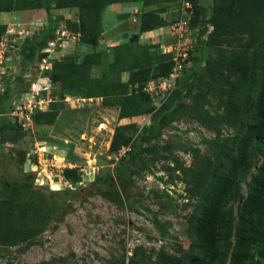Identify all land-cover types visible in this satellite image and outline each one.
Listing matches in <instances>:
<instances>
[{
    "label": "rangeland",
    "instance_id": "obj_1",
    "mask_svg": "<svg viewBox=\"0 0 264 264\" xmlns=\"http://www.w3.org/2000/svg\"><path fill=\"white\" fill-rule=\"evenodd\" d=\"M132 1H137L140 5L142 3V0ZM214 2L215 0H204L203 4L213 5ZM20 6L27 7V2H20ZM20 6L18 5L19 8ZM141 9L148 11L154 10V7L145 9L141 5ZM68 10H52L51 17L55 18L62 13L66 19L76 21L78 9ZM22 11L0 14L3 15L0 17L6 27L5 31L0 30V37L4 38L7 49V60L0 58V92L7 94V100L0 109V122L2 119L16 127L15 132L0 143V225L6 222L7 211L12 207L17 225H37L41 231L34 239L15 246L0 233V264H109L111 261L158 264V252L175 253L180 248L186 250L189 243L187 217L195 203L197 187L186 179L162 172L164 158L154 162L151 166L152 174L146 173L142 178H125L130 200L124 201V206L96 195L92 185L88 183L82 185L63 178L62 171L69 168V163L75 162L74 165L80 169L89 161L91 169L95 170V183L100 180L97 184L104 190L108 184L101 180L110 176L114 189L120 191L124 199L125 194L112 177L124 153L108 152L110 138L117 125L134 123L136 128L130 133L133 136L132 144L137 145L138 135L150 125V120L147 116H137L130 118L129 122L119 121V107L106 106L108 102L101 98H92V102L76 107L64 102L65 95H84L79 92L66 93L61 85L51 84L48 81L50 70L44 69V66L50 67V63L64 58H73L79 62L86 52L60 25L57 28V38L41 52L47 53V56L42 59L36 57L31 65H27L22 51L24 39L39 36L47 28L49 17L46 14L38 18V14ZM176 16L173 4L161 15L166 25ZM108 24L103 22L105 28ZM197 28H194V35H197ZM162 35H166L165 30ZM206 35L201 37L202 41L206 39ZM172 42L171 39L169 44ZM86 48L91 50L89 46ZM139 54L140 49L132 52L134 57ZM107 55L108 53L105 56ZM244 56H248L247 53ZM209 59H215L214 55ZM101 60L104 62L110 59L104 57ZM205 66V63L200 65L194 79L199 77L202 78L201 82L205 81ZM100 68L99 65L93 66L91 76L101 77ZM223 72L229 76L230 81L234 80L233 69ZM27 73L31 75L30 78L26 77ZM113 75V71H108L103 78L109 80ZM228 86L224 81H216L203 99V109L221 120L215 132L207 131L196 122L182 118L164 128L161 136L152 143H168L171 146L183 143L185 148L192 149L189 152L176 149V154L186 167L197 166L204 158H212L213 149L209 142L204 141H220L233 134L230 109L228 105H219L218 102L221 88ZM200 91L205 92L206 88L202 87ZM35 92L39 95L32 99ZM24 93L26 95L22 97ZM40 97H51L52 100L46 124L36 123L39 115L32 116L33 111L28 116H20V109L24 111L27 101L32 103ZM17 106L20 108L17 109ZM102 124L104 127L100 128ZM257 141L264 144V136L254 139L249 145L244 159L246 169L240 172L237 186L221 211L219 229L230 233L223 235L229 250L227 258L220 264H228L235 239L234 229L247 195V183L263 160L256 148ZM193 149L198 152L194 153ZM42 151L45 154L40 157V161L47 158L51 162L43 160L41 164L54 166L51 171L46 169L43 173L37 164V155ZM80 154L87 156H79ZM94 177L88 176L86 180L91 178L93 181ZM163 189L168 196H161ZM25 202L33 204L35 220L22 216L20 207ZM155 218L165 225V232L157 225ZM250 255L247 253L241 264H264V258Z\"/></svg>",
    "mask_w": 264,
    "mask_h": 264
},
{
    "label": "trees",
    "instance_id": "obj_2",
    "mask_svg": "<svg viewBox=\"0 0 264 264\" xmlns=\"http://www.w3.org/2000/svg\"><path fill=\"white\" fill-rule=\"evenodd\" d=\"M20 2H27V7L22 8ZM125 2L135 3L140 8L142 5L145 9L154 7V10L143 11L138 32L130 35L126 42L112 47L105 56L107 52L97 50L102 34V14L110 5ZM176 3L177 0H142L141 5L132 0H0V13L44 9L48 15L47 28L34 37V43L25 40L27 48L23 51V57L27 65H31L36 57L42 59L47 56V53L41 52L57 38L60 25L68 33L78 35L80 45L91 47L79 62L64 58L50 63L48 81L51 84L61 85L66 93L79 92L85 98H101L108 102L104 103L106 106H118L119 121L151 114V124L138 135L137 145L132 144L133 136L130 133L136 128L134 123L117 125L109 142L108 152L111 154L129 147L112 174L125 194L124 199L120 191L114 189L110 176L101 180L108 184L104 190L97 184L100 180L90 184L96 195L124 206V201L130 200L125 178H142L146 173L152 174L151 166L157 159L164 158L162 172L194 183L197 197L187 217V249L183 251L180 248L175 253L160 251L156 255L157 263L220 264L227 258L229 250L223 235L230 233L218 226L222 208L235 190L240 172L246 169L244 159L249 145L254 139L264 136V0H215L213 5L193 0L196 9L191 27L199 28L197 38L200 40L190 57L192 66L181 74L169 97L155 109L151 98L143 92V86L150 80L167 77L172 63L170 55L162 54L158 45L140 44L139 36L165 26L161 15L168 11L171 4L175 7ZM63 9H78V19L73 21L63 15L51 17L52 10ZM208 25L212 31L202 41L201 37L207 33ZM0 30L5 31L6 27L0 26ZM175 39L174 36L172 40ZM135 49H140L137 57L132 55ZM244 53L248 56L245 57ZM211 55L215 59L210 60ZM102 57L110 60L102 62ZM202 63L206 64L204 82L199 77L194 79ZM95 65L101 67V77L91 76ZM229 69L234 70L232 81L223 72ZM108 71H113L114 75L106 80L103 76ZM123 74L127 75L126 81L122 80ZM216 81H224L229 85L228 88H221L218 102L219 105H228L230 109L233 134L220 141L205 140L213 149L212 158H204L197 166L186 167L176 154V149L183 152L192 149L185 148L183 143L171 146L152 141L161 136L164 128L182 118L215 132L221 120L203 109V99ZM202 87L206 88L205 92L200 91ZM6 100L7 94L3 91L0 109ZM48 110L34 111L31 115H39L36 123L46 124L49 120ZM15 128L1 119L0 143L9 138ZM256 148L263 160L247 183V195L234 229L235 239L228 264L243 263L247 253L251 254L250 257L264 258V144L257 141ZM193 152L198 150L193 149ZM62 174L66 181L80 182L77 169H64ZM161 196H168L164 189ZM7 212L6 222L0 225V233L12 246L26 243L40 234L41 229L37 225H17L12 207ZM20 212L24 218L35 220L33 204L25 202ZM155 221L165 232V225L157 222L156 218ZM109 264L124 262L111 261Z\"/></svg>",
    "mask_w": 264,
    "mask_h": 264
},
{
    "label": "built area",
    "instance_id": "obj_3",
    "mask_svg": "<svg viewBox=\"0 0 264 264\" xmlns=\"http://www.w3.org/2000/svg\"><path fill=\"white\" fill-rule=\"evenodd\" d=\"M193 9H194V5L191 2V0H179V6H178V13H179V20L173 24L170 27V31L173 33V35L176 37V42L175 44L171 47V51L173 52V62H174V66L172 69V72L169 76V78L167 79H159L157 82V84H155V82H149L147 87L145 88V90L149 93H154L155 95H161V98L164 97V94L166 91H168L169 89L173 88L175 80L182 74L184 68L187 66V56H188V51L192 48L191 46V40L189 38L190 36V27H189V18L193 13ZM6 45H5V41L4 38L0 37V58H3L4 61H6ZM1 62V61H0ZM44 69L46 70H51V64L50 67L44 66ZM26 77L30 78L31 75L29 73L26 74ZM28 80V79H27ZM33 86V85H32ZM33 89H31L32 92ZM3 91L0 92V95L2 94ZM25 94H23V96H25ZM38 92H35V95L32 94V99H34L35 96H38ZM67 103H71L73 104V106H79L81 104H85L87 102H92L93 99L92 98H81V97H66L64 99ZM51 103V99L50 98H41L36 100V101H32V103L29 101H27L26 106H24V111L22 109H20V116L25 115L28 116L29 113L31 114L32 111H39V112H45L48 110L49 108V104ZM20 107L17 106V109H19ZM104 125H100V127H103ZM45 151H42V153H40V155H37V159H38V166L41 167V169L39 168L40 172L43 173L46 169H48V171H51V169L54 167L53 164H50V166H46L44 164H41V161L45 162L47 161L48 163H50L51 161H49L47 158L43 159L40 161V157L44 156ZM88 161V159H87ZM74 164H68V166L70 168H72ZM76 165H74L75 167ZM37 167V166H36ZM93 169H91L90 165H89V161L87 162L86 166H83V168L79 169L80 172V176H81V184L85 183V182H89L90 180H86V177L88 176H93ZM39 172V173H40Z\"/></svg>",
    "mask_w": 264,
    "mask_h": 264
},
{
    "label": "crops",
    "instance_id": "obj_4",
    "mask_svg": "<svg viewBox=\"0 0 264 264\" xmlns=\"http://www.w3.org/2000/svg\"><path fill=\"white\" fill-rule=\"evenodd\" d=\"M24 11L30 12L32 14L33 13L38 14L36 15L38 18L39 16L40 17L46 16V12L44 9H30V10H23L22 12ZM137 12H141V8L132 2L112 4L109 7H107L102 14V34L99 39L97 50L108 53L112 47L117 46L123 42H126L130 35L136 34L139 28V21H138L139 15L137 14ZM59 15H63V14L61 13ZM134 19H136L135 22L133 21ZM2 20L3 19L0 17V26H5V22H3ZM103 22L109 23L107 28L103 26ZM162 30L157 29L141 34L139 36V43L158 45L160 48L166 46L171 41V37L167 35H162L163 34ZM68 34H69L68 36H71L73 40L78 41V35L70 34V33ZM26 39L28 41H31V44L34 43V38L26 37L22 44V51H24L25 48H27L25 42ZM81 47L85 50V52H88V49L86 48L85 45H81ZM122 80L123 81L127 80L126 74H123ZM124 120H126L124 122L130 121V119H124Z\"/></svg>",
    "mask_w": 264,
    "mask_h": 264
},
{
    "label": "clouds",
    "instance_id": "obj_5",
    "mask_svg": "<svg viewBox=\"0 0 264 264\" xmlns=\"http://www.w3.org/2000/svg\"><path fill=\"white\" fill-rule=\"evenodd\" d=\"M202 1V3H203V1L204 0H201ZM191 2L193 3V0H191ZM207 4V3H206ZM178 6H179V0H177V3H176V6H175V13H176V18L174 19V20H172V21H170L166 26H163V27H161V28H158V29H163L162 31H164L165 30V34L167 35V36H169V37H171V39L174 37V35H173V33L170 31V27L173 25V24H175L178 20H179V13H178V11H177V9H178ZM195 9H196V7H194V9H193V13H192V15L190 16V18H189V27H190V36H189V38H190V40H191V46H192V48L188 51V56H187V59H186V62L188 63L187 64V66L184 68V70H183V72L184 71H186V70H188L191 66H192V61H191V59H190V57H191V55L193 54V52H194V50H195V48H196V45H197V41H198V38H197V36H198V30H199V28H197L196 29V32H197V35L195 34L194 35V28H192L191 27V20H192V16L194 15V12H195ZM142 9H141V12H137V14L139 15V19H138V21L140 20V16L142 15ZM134 22L136 21V19H134L133 20ZM209 26L210 25H208L207 26V33L206 34H208V33H210L211 31H212V27H211V31H209ZM157 30V29H156ZM153 31V30H152ZM150 32V31H149ZM205 34V35H206ZM175 42H176V39L175 40H173V42H172V44H167L166 46H163V47H159L160 49H161V53L162 54H168V55H170V61H171V63H172V67H171V70H170V72H169V74H168V76L167 77H164V78H162V77H160V78H157V79H153V80H150V81H148L144 86H143V92H145L150 98H151V100H152V104H153V106L155 107V109H158L165 101H166V99L169 97V95H170V93L173 91V89L175 88V86H176V84H177V81L181 78V75L175 80V83H174V86H173V88H171V89H169L168 91H166L165 92V94H164V97L163 98H161V95L159 94V95H155L154 93H149V92H147L146 90H145V88L147 87V85H148V83L149 82H155V84H157L158 82V80L159 79H167V78H169V76H170V74H171V72H172V69H173V66H174V62H173V52L171 51V47L175 44ZM182 72V73H183ZM25 94V93H24ZM22 97H23V94H22ZM66 97H71V96H66ZM66 97H64V99L66 98ZM46 98V97H45ZM47 98H50V97H47ZM81 98H84V97H81ZM51 99V98H50ZM63 99V100H64ZM51 102H52V100H51ZM64 102H66L65 100H64ZM69 106H70V104L69 103H67ZM49 109V108H48ZM143 117L144 116H147L148 118H149V120H150V124H151V114L149 113V114H145V115H142ZM176 122V121H175ZM104 125V124H103ZM104 127V126H103ZM100 128H102V127H100ZM111 139V138H110ZM129 150V147H126V148H123L121 151H119V152H122V154L123 153H125L126 151H128ZM79 156H83V157H86L87 155H82V154H80ZM70 164H76L75 162L73 163V162H71ZM86 165H87V163H86ZM85 165V166H86ZM84 166V165H83ZM65 169H77V173H78V175H79V177H80V182H81V176H80V172H79V167H77V166H75V167H72V168H65ZM64 170V169H63ZM95 180V177H94V179H93V181ZM93 181H89V182H85V183H88V184H91ZM79 182V183H80ZM81 184V183H80ZM83 185V184H82Z\"/></svg>",
    "mask_w": 264,
    "mask_h": 264
}]
</instances>
